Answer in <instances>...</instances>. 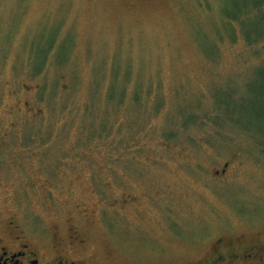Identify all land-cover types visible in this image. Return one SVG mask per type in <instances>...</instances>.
<instances>
[{"label":"rangeland","instance_id":"1","mask_svg":"<svg viewBox=\"0 0 264 264\" xmlns=\"http://www.w3.org/2000/svg\"><path fill=\"white\" fill-rule=\"evenodd\" d=\"M240 1L0 0V220L74 228L96 264L264 239V38L240 34L264 24L230 25Z\"/></svg>","mask_w":264,"mask_h":264},{"label":"flooded vegetation","instance_id":"2","mask_svg":"<svg viewBox=\"0 0 264 264\" xmlns=\"http://www.w3.org/2000/svg\"><path fill=\"white\" fill-rule=\"evenodd\" d=\"M43 232L40 225L26 227L17 216L0 220V264H96L76 229L65 237L52 231L51 240ZM207 254L187 264H264V239L218 238Z\"/></svg>","mask_w":264,"mask_h":264},{"label":"trees","instance_id":"3","mask_svg":"<svg viewBox=\"0 0 264 264\" xmlns=\"http://www.w3.org/2000/svg\"><path fill=\"white\" fill-rule=\"evenodd\" d=\"M237 8L234 12L232 13H229L227 14V19H228V23L230 25H232L231 23L234 21H239L240 24H244L246 21L250 20V19H255L257 17H260L261 19V22L264 24V0H242L239 2H237ZM253 19V20H254ZM264 26V25H263ZM232 27V26H231ZM233 30V38H235L237 36V32H236V29L235 27L232 28ZM240 34L249 42V43H254L256 40H259V39H262L264 38V30L261 29L259 30L258 32L256 33H253L252 32V29H243L242 32H240ZM252 35H254L252 37ZM211 48V47H210ZM213 49H217V48H213ZM262 81H261V84H260V89L258 90V94L261 95V99H262V102L264 103V72H262ZM263 96V97H262ZM239 110L241 109L242 111L245 110V113H243L244 115H251V112L255 111V110H261L258 106H255V110H250L247 111V107L246 105L244 104H240L239 105ZM258 109H257V108ZM238 110V113L239 115H242V113H240ZM226 117V116H225ZM258 117H261V120L262 122H264V114H260L258 113ZM196 119H194V122L193 123H201L204 125L205 121L210 120L211 123H217L219 124V126L221 125L222 122H220V119L217 115H209L208 113H203V114H200L198 115L197 117H195ZM226 119H228V121H234V116L231 114L229 117H226ZM237 120V119H236ZM226 121V120H225ZM191 123V124H193ZM236 123V121H235ZM185 125H188L187 123H184ZM238 124V123H236ZM264 124V123H263ZM240 125V124H238ZM240 128L242 130H249V128H247L246 126H242L240 125ZM259 129L261 130V128L259 127ZM264 130V128H263ZM173 136V132H171L170 134V137ZM253 139H254V136H253ZM255 140V139H254ZM260 139L257 138L256 139V142H259ZM259 145H262V142H259ZM263 151H264V147L261 148Z\"/></svg>","mask_w":264,"mask_h":264}]
</instances>
